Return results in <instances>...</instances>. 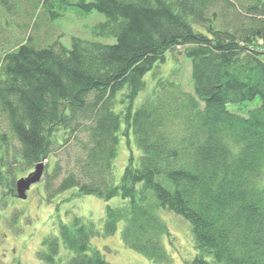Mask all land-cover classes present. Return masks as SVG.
Returning <instances> with one entry per match:
<instances>
[{
	"label": "trees",
	"instance_id": "trees-1",
	"mask_svg": "<svg viewBox=\"0 0 264 264\" xmlns=\"http://www.w3.org/2000/svg\"><path fill=\"white\" fill-rule=\"evenodd\" d=\"M39 7L49 20L69 9L101 13L92 33L114 42L39 46L31 27L0 55V188L15 191L13 164L42 163L47 200L71 189L122 200L106 206L101 229L81 217L59 220L36 253L40 264H110L91 239L120 225L126 249L170 264L165 241L173 238L160 209L190 225L196 255L185 264H264V0H37ZM178 47L190 91L158 75ZM120 136L129 155L116 182Z\"/></svg>",
	"mask_w": 264,
	"mask_h": 264
},
{
	"label": "rangeland",
	"instance_id": "rangeland-1",
	"mask_svg": "<svg viewBox=\"0 0 264 264\" xmlns=\"http://www.w3.org/2000/svg\"><path fill=\"white\" fill-rule=\"evenodd\" d=\"M11 1V0H10ZM37 0H13L7 9L0 6V55L11 51L31 35L34 28L33 42L39 46H46L58 41L69 48L70 40L95 41L102 44H112L113 39L95 36L92 28L104 22L103 14L93 11L82 14L75 9L67 10L60 18L49 20L41 8L33 9ZM16 2V3H14ZM31 12V13H30ZM183 48L178 47L167 53L166 60L159 68V76L178 80L186 91L191 90L190 64L183 56ZM152 70L145 77L146 87L135 100L134 108L148 94L152 86ZM248 107L252 104L248 103ZM229 109H236L229 106ZM129 143L134 155H138L134 142ZM129 155L128 144L124 136L119 137L117 155L114 160V177L119 182ZM8 159L13 160L9 155ZM52 165L48 169L51 170ZM14 185L20 178L27 177L34 169L25 170L19 164H13ZM11 181V180H10ZM45 168L39 182L30 186L26 192V199L17 198L16 190L9 191L7 187L0 188V264H40L37 260L42 240L49 234L56 232L58 221L69 223L74 216L89 220L98 228L103 226L106 206L120 205L119 197L104 201L94 196H78L76 189L54 195L47 200L44 192ZM11 188V186H10ZM166 223L172 236L171 243L165 241L167 252L172 258L170 264H185L196 255L190 225L181 216L164 209L158 212ZM119 230L108 238H93L91 245L97 248L110 264H153L135 252L126 249L120 240Z\"/></svg>",
	"mask_w": 264,
	"mask_h": 264
},
{
	"label": "water",
	"instance_id": "water-1",
	"mask_svg": "<svg viewBox=\"0 0 264 264\" xmlns=\"http://www.w3.org/2000/svg\"><path fill=\"white\" fill-rule=\"evenodd\" d=\"M44 165L42 163L37 164L34 171L27 177L20 178L15 183L17 198L26 199V192L29 190L30 186L39 182L42 177V172Z\"/></svg>",
	"mask_w": 264,
	"mask_h": 264
}]
</instances>
